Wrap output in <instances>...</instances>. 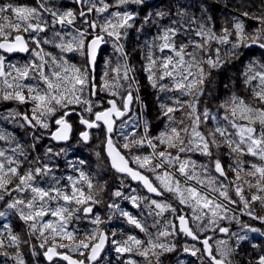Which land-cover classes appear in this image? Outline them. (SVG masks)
<instances>
[{"label":"snow or ice","instance_id":"1","mask_svg":"<svg viewBox=\"0 0 264 264\" xmlns=\"http://www.w3.org/2000/svg\"><path fill=\"white\" fill-rule=\"evenodd\" d=\"M202 2L207 4V0ZM76 3L82 7L62 12L46 6L44 0L38 7L0 5V19H7L2 14L10 12L17 21L7 25L10 31L0 24V103L10 101L18 106L30 105L6 110V114H0V119L17 121L20 118L23 121L20 127L32 130V144L28 150L19 143L10 149L11 155L0 149V202L5 205L0 217L14 210L27 225L30 235L40 240L39 248L44 249L43 255L49 264H57V261L98 264L109 243L121 256L130 254L124 264H141L131 258L133 255L142 257V264H165V254L175 252L176 244L164 242L161 238L166 240L179 234L201 245L185 244L182 249L200 264H233L231 257L235 249L228 240L215 239L214 235L207 233H224L229 235V239L235 237L239 244L246 239L247 233L260 231L244 224L239 233H229V228L220 222L236 219L228 215L234 211L229 207L233 204H242V212L264 224V215L256 214L254 207L256 202L264 206V63L250 61L241 74L243 83L251 88L259 107L252 106L233 92L219 105V109L224 110L221 117L211 111L207 100L214 91L211 87L215 82L213 70H223L231 60L239 59L244 55L242 49L256 46L264 50V9L260 16L241 12L242 16L259 21L261 27L254 33H247L244 22L233 17L234 31L223 27L217 34L215 17L209 14L211 6L201 7L199 16H190L181 11L185 6L179 5L175 10L179 19L172 18L173 9L169 6L167 11L155 13L161 20L168 18L167 24H159L150 12L137 27L139 13L130 6L147 7L146 0H113L112 3L76 0ZM110 8L117 10L109 11ZM41 9L51 14V21L44 19ZM105 13L107 15H103ZM77 21L81 27L75 28V34H62V29L76 25ZM56 25L61 30H57ZM144 25L156 27L157 35L145 44L146 64L140 71L147 74L148 83L159 93H179L176 97H167L171 104L160 103L161 113L168 124L155 136L150 133L147 121L142 135L126 131L138 127L130 113L135 111V104L140 103L141 107L143 104L139 96L140 81L135 75L137 69L128 62L129 53L122 41L127 39L130 29L140 31ZM66 35H71V39L65 40ZM232 37H235L234 41ZM213 42L230 47L223 56L217 47L214 56L205 58L203 53L211 52ZM47 45L59 49V53L47 51ZM107 45H111L119 58L115 67L111 66V59H105L102 75L97 77L96 69ZM15 53L26 54L23 64L18 66L8 60ZM67 53L82 59L73 63V57H65ZM110 72L114 75L110 76ZM102 92L107 93V97L102 96ZM186 95L192 97L187 104L181 99ZM201 104L204 105L202 109L198 107ZM76 106H80L79 109ZM182 110L191 121L190 125H184L183 119L178 120L174 116ZM77 121L83 129L77 127ZM210 123L213 126L209 127ZM201 125L207 131L202 130ZM93 129L99 130L103 138L101 143L105 145L111 168L136 181L147 193L126 195L122 191L126 187L122 181L112 196L130 201L140 212L134 215L113 200L108 208L115 211L107 220L118 213L147 239L127 235L125 239L109 240V234L99 227L106 220L94 211V206L102 203L98 194L104 190V185L99 181L93 184V177L83 170L85 160L69 162L79 173L77 178L67 176L70 188L62 187V178L55 175L51 166L53 158L62 154L66 156L72 150L70 141L91 146ZM117 134L124 141L122 144L114 142ZM46 136L52 141L63 142L64 146L58 151H54L52 146L46 147L43 157L47 159H42L33 153ZM12 139L11 134L0 131V140ZM160 145L165 147L159 148ZM222 146L226 151L221 154ZM147 148L152 151L146 155H132L134 150ZM188 153H199L208 162L198 164ZM222 156L229 157L232 163H222ZM246 156L254 157L260 163L245 161L243 158ZM130 163L137 167H131ZM245 164L248 166L246 172ZM242 172L255 178V183L243 179ZM229 173H233L234 178L230 179ZM85 184L87 190L83 186ZM245 184L255 188L250 199L244 193ZM131 192L136 193L137 189L132 188ZM174 202L189 209L191 215L185 214L184 208L174 206ZM73 204L76 207L73 208ZM165 213L173 215L178 224L168 221ZM49 216L55 219H45ZM160 217H165V223L171 230H159L160 220L157 218ZM86 218H91L90 222L97 226L91 232L78 238L75 231L68 230L74 219ZM149 218H152L151 225ZM3 227L7 236L0 231V249L5 248V240L7 247L14 248L28 243L7 225ZM150 227L156 228L157 233L150 232ZM110 235L116 237L117 234L111 232ZM58 249H70L83 258H73L68 252ZM0 255L7 257L8 253L0 252ZM14 259L15 264H25L19 252ZM258 264H264V255L259 257Z\"/></svg>","mask_w":264,"mask_h":264},{"label":"trees","instance_id":"2","mask_svg":"<svg viewBox=\"0 0 264 264\" xmlns=\"http://www.w3.org/2000/svg\"><path fill=\"white\" fill-rule=\"evenodd\" d=\"M41 0H0V5L13 4L17 7H38ZM46 6L53 7L59 11H66L69 9H79L82 5L77 6L76 0H44ZM106 2L112 3L113 0H106ZM147 7L132 5L131 8H135L139 13L137 17V27L143 23V17L148 13H153V19L158 21L159 24H167L168 18L161 20L159 17L155 15L158 11H167L168 7L171 6L173 9L172 18L179 19L175 15V10L179 7V5H184L185 8L181 9V11H186L190 16H199L201 14V7H212L211 15L215 17L214 23L216 26L217 34H220V30L223 27H228L230 30L234 31V20L233 17H238L241 21L244 22L245 31L247 33H254L255 30L261 27L259 21L257 19H249L248 17L242 16L241 12L248 11L250 15L260 16L262 9H264V0H207V4H203L202 0H157L152 4H147ZM243 6V7H242ZM143 8V11L141 9ZM117 9L110 8L109 11H115ZM41 14L45 20L51 21L52 16L49 12H44L41 9ZM95 15L94 13L92 14ZM107 15V13L103 14ZM3 17H7V19H0V24L5 25V30L10 31L7 25L11 22H17L14 14L10 12H5L2 14ZM57 30H61L59 25L55 26ZM81 27L79 25V21H77L76 25L68 26L65 29H62V34L64 32L75 34V28ZM49 37H51V32L48 33ZM157 35V29L151 25H144L143 29L137 31L135 29L129 30V36L127 39L122 41L125 44V50L129 53L128 62L133 64L137 72L135 75L137 79L140 81V92L139 96L143 107H141L142 115L144 118V122L147 121L150 127V133L155 136L158 135L159 132L163 131L168 124L167 118L164 117L161 113V109L159 107L160 103L166 102L171 104L172 101L168 100L167 97L172 96L176 97L179 95L177 92H169V93H159L156 89H153L146 79V73L140 71L143 65L146 64L144 60V54L146 52L145 44L146 42L151 41ZM71 39V35H66L65 40ZM199 39V38H196ZM233 41L235 37L231 38ZM47 51L52 52L53 54L59 53V49L54 48L52 45L45 46ZM219 47L221 49V55H224L226 49L230 47V45H219L213 42L211 52L203 53L204 57L207 58L208 55H215V48ZM244 55H242L239 59L231 60L227 66L220 71L213 70V76L215 78L214 84L211 86L214 91L212 97L207 100V106L211 104H215L214 107H210L211 111L217 112L218 116L224 115V110L219 109V105L227 99L233 92L237 95L241 96L245 99V101L251 104L254 107H259L258 101L255 99L252 90L250 87L246 86L243 83V76L241 75L245 70V66L250 61H258L259 63H264V50L259 49L256 46H253L251 49H242ZM159 55V53H156ZM65 57H73L72 62L77 63L80 62L82 58L78 55L67 53L64 54ZM119 58V54L115 53L112 50L111 45H107L103 49V58L100 59L99 67L96 69V76L99 77L102 75L104 69V60L111 59L112 67H115L116 61ZM26 57H8V60L11 63H15L18 66L23 64ZM6 61V65H7ZM207 70V69H206ZM114 75V73L110 72V76ZM256 83V82H254ZM227 86V87H225ZM102 96L107 97V93L102 92ZM182 100L187 104L188 101L192 100L191 96H183ZM204 99L203 97L201 98ZM138 103L134 105L135 114L132 115L135 118V122L138 127L130 128L127 130L135 131L137 135L143 134V125L140 123L138 117ZM141 105V104H140ZM202 105V104H201ZM200 105V106H201ZM30 107L28 106H18L15 102H2L0 103V114H6V110H18L19 108ZM78 109L80 106H76ZM131 114V113H130ZM174 116L179 120H184V125H190L191 121L187 118L185 111H180L174 113ZM23 123L22 119L17 118V121H13L11 118L9 119H0V131H4L6 134H11L12 140H0V149L6 150L8 155H11L10 149L15 147L17 143L21 146L25 147V150L29 149V146L32 144V130H28L26 128L20 127V124ZM119 123V121H118ZM184 125H179L183 127ZM213 126L210 124L209 127ZM77 127L81 128L77 121ZM259 128V124L256 125ZM82 129V128H81ZM154 129V130H153ZM93 138L90 141L91 146L80 145L75 141H70L72 143V150H70L67 155L56 156L52 160L51 166L55 169V175L61 179V186H67L70 188V182L67 180V176L71 175L74 178L79 176L78 172H75L71 167L69 162H78L79 160H85V164L83 165V170L93 177V184H96L98 181L100 184L104 185V190L99 192L98 198L102 201V203L94 206V211L101 216L102 219L106 220V223L100 225L99 227L109 234V239H116L118 237L119 240L125 239L124 230L125 226H127V222L125 218L119 216L118 213L112 216L111 220H107V217L110 213L114 212V209H109L108 204L112 203L115 200L120 204L121 208L127 210L131 208V202L127 200H122L120 198H114L112 193L116 191L121 186V182L123 181L124 187L122 191L126 195L131 193L132 186L129 188V180L127 177L119 176L117 174H113L108 166V162L104 155V144L101 143L102 137L100 136L99 130H93ZM78 139V132L76 133ZM117 136V135H116ZM114 137V142L122 144L124 141L122 138L116 139ZM186 142V141H185ZM52 146L54 151H58L60 147L52 142L50 138L47 136L44 140L40 141L38 149L33 155H39L42 159H47V157H43V153L45 152L46 147ZM127 152V150H124ZM215 151V150H214ZM226 149L222 146L220 149V153L225 152ZM99 152L100 155L97 156L96 153ZM149 149H141L139 151H133L132 155H140V154H148ZM198 158H205L199 154L196 155ZM224 158V163H232V160L227 156H222ZM245 161H253L256 163H260L256 158L251 156H246L243 158ZM130 166L135 168L137 167L135 164L130 163ZM247 164H245V172L247 171ZM241 176L245 180H250L252 183H255V178L246 176L244 172L241 173ZM229 178H234L233 173H229ZM85 190H87L86 184L83 185ZM255 191V188H250L247 184L244 185V193L246 198L250 199L251 193ZM15 195V193L13 194ZM7 199V197H6ZM222 199V198H221ZM238 199V197L236 198ZM60 203H63L61 201ZM4 203L0 202V211L4 209ZM55 202L53 203V207H55ZM72 207H76V205H72ZM231 209L234 211H230L228 213L229 216H235V220H222L228 227L229 233L231 232H240L241 227L244 224H248L252 227L260 229L259 232H249L247 233V237L245 240L240 241L237 244L236 238L231 237L229 239V235L223 236V240H228V243L231 247L235 249V252L231 259L233 260V264H258L259 257L264 255V224H262L259 220H253L251 217L246 215L241 211L242 204L237 205H229ZM255 212L258 215H264V206H261L259 202H256ZM146 211V210H145ZM239 213V214H238ZM83 215V214H81ZM166 215V213H165ZM191 215V214H190ZM45 219H55L53 217H46ZM91 218L86 219H74L69 227V231H75L77 233L78 238L85 236L87 233L91 232V230L96 225H93L90 222ZM161 219V217L159 218ZM239 221V222H237ZM4 225H7L9 228L13 230L14 233H17L21 236L22 240L28 241V243H21L18 248L7 247V240H5V248L0 249V252L8 253V256L0 255V264H15L14 257L16 253L19 252L21 257L24 259L25 264H46L43 258L44 249L39 248L40 240L35 236L30 235V230L27 225L19 218V215L15 213L14 210H10L5 216L0 217V231H4ZM111 232H116V237H112ZM4 235L7 236V232L4 231ZM59 240V238H57ZM68 244L69 241H63ZM35 246V254H33ZM114 249V247H113ZM61 252H68L69 255L75 257L77 259H82L77 252H72L70 249H58ZM112 255V245L109 243V248L106 253ZM118 259H120L119 264L122 260L129 258L130 254H124L121 256L120 254L114 251L113 253ZM105 255V256H106ZM131 258L136 259L138 256H131ZM110 258L104 257L100 264H110ZM57 264H61L58 263ZM170 264V263H165ZM171 264H200L195 257H192L189 253H179L173 263Z\"/></svg>","mask_w":264,"mask_h":264},{"label":"flooded vegetation","instance_id":"3","mask_svg":"<svg viewBox=\"0 0 264 264\" xmlns=\"http://www.w3.org/2000/svg\"><path fill=\"white\" fill-rule=\"evenodd\" d=\"M149 149V148H148ZM150 151V150H149ZM151 152V151H150ZM149 152V153H150ZM174 153V152H173ZM193 160H195V159H197V162H199V163H207L208 162V160H207V158L205 157V158H198V157H193L192 158ZM222 163H224V158H222ZM173 171H174V169H172ZM215 174V173H214ZM215 175H218V174H215ZM129 180V179H128ZM132 186V188H136L137 189V192L136 193H128V195H145V194H147L146 193V191L145 190H143L142 189V187L141 186H139V185H133L132 184V182L129 180V188ZM131 206V208H129L128 209V211L129 212H131L132 214H134V215H137L139 212H140V209H138V208H135V207H133V205L131 204L130 205ZM174 206H179V207H181V208H184L185 209V214H187V215H189L190 216V214H191V211L189 210V209H186L185 208V206H182V205H178V202H174ZM141 208H143V205H141ZM145 214H146V211H145ZM239 214V213H238ZM165 217H166V219L168 220V221H172L173 223H176V224H178V221H176L175 220V217L173 216V215H171L170 213H166V215H165ZM165 217H161V219H159V218H157V219H159L160 220V225H159V230L160 231H163V230H165L166 228L168 229V230H171V228H170V226L169 225H167L166 223H165ZM138 218H140V217H138ZM125 221H126V219H125ZM148 223H149V225H151V223H152V218H149L148 219ZM221 223V225L222 226H224V227H228L223 221H221L220 222ZM229 228V227H228ZM149 231L150 232H152L153 234H155V233H157V229L156 228H149ZM127 235H137L138 236V238H141V239H147V237H145V235L143 234V233H140L139 232V229H134L131 225H129L128 223H127V226H125V230H124V236L125 237H127ZM207 235H214L215 236V239H222V237L223 236H226V234H224V233H220V232H216V233H212V232H209V233H207ZM110 240V239H109ZM161 240L162 241H164V242H170V243H173V244H176V251L175 252H173V253H167V254H165L166 256H167V259H166V261H165V263H173V261L175 260V258L177 257V255L179 254V253H185L182 249H183V246L185 245V244H187V245H192V244H196V246L197 247H200L201 245L197 242V241H193L190 237H187V236H184L183 234H179V235H176V236H172V237H168L166 240H165V238H161ZM111 241V240H110ZM212 243H214V241H211ZM113 251H115L114 249H113ZM106 255V254H105ZM105 257V256H104ZM103 257V258H104ZM43 258H44V256H43ZM128 259V258H127ZM143 259V258H142ZM103 260V259H102ZM126 259H124V260H122L121 261V263H123L124 264V261H125ZM136 260H138V261H140L141 262V258L139 257V258H136ZM44 261H45V259H44ZM110 264H119V262H120V259H118L114 254L113 255H111V257H110ZM58 263H61V264H66V263H64V262H61V261H57ZM45 263L46 264H49V263H47L46 261H45ZM99 264V263H98Z\"/></svg>","mask_w":264,"mask_h":264},{"label":"water","instance_id":"4","mask_svg":"<svg viewBox=\"0 0 264 264\" xmlns=\"http://www.w3.org/2000/svg\"><path fill=\"white\" fill-rule=\"evenodd\" d=\"M154 1H155V0H146V3H147V4H152ZM76 5H77V6H80L81 4L76 3ZM104 47H105V46H104ZM17 56H18V57H26V54H23V53H15V54H12V55L9 56V57H17ZM80 126H81V128L83 129V126H82V125H80ZM84 130H86V129H84ZM93 130H95V129H93ZM93 130H91V131H93ZM52 142H53L54 144H56V145L64 146V143H63V142H56V141H52ZM104 149H105V145H104ZM104 155H105L106 160H107V162H108V166H109L110 171H111L113 174H117V175H119V176H124V174L117 173L114 169L111 168V161H110V158L107 157V152H106V150H104ZM124 177H125V176H124ZM127 178L132 182L133 185H138V183H137L136 181H132L130 177H127ZM104 232H105V231H104ZM105 233H106V232H105ZM108 248H109V244L106 246L105 251H104V253H102L101 259L98 261V263L101 262L102 258L105 256V254H106ZM73 258H75V257H73ZM44 259H45V261H46L47 263H49V262L46 260L45 257H44ZM76 259H77V258H76ZM61 262H64V263L67 264L66 261H61ZM86 264H88V262H86Z\"/></svg>","mask_w":264,"mask_h":264},{"label":"rangeland","instance_id":"5","mask_svg":"<svg viewBox=\"0 0 264 264\" xmlns=\"http://www.w3.org/2000/svg\"><path fill=\"white\" fill-rule=\"evenodd\" d=\"M157 0H155L154 2H156ZM153 2V3H154ZM215 105V104H214ZM214 105L213 104H211L210 103V106H208L209 108L210 107H214ZM203 104L200 106H198L199 108H203ZM137 107H138V117H139V120H140V123L143 125V121H144V118H143V115H142V111H141V105H140V103H138V105H137ZM135 114V111L133 112V113H131L130 115H134ZM211 124V123H210ZM209 124V125H210ZM201 129L202 130H204V131H207V129L204 127V125H201ZM154 130V129H153ZM126 131H127V129H126ZM121 137H119V135L117 134V136H116V139H120ZM185 141L187 142V137H185ZM163 147H165V146H163V145H160L159 146V148H163ZM149 150L150 151H152L150 148H149ZM173 152H174V154H175V150L173 149L172 150ZM197 154H199V153H188L187 155L188 156H190L191 158H193V157H195ZM183 155V154H182ZM196 161H197V159H195ZM198 164H200L199 162H197ZM117 240H119L118 239V237L116 238ZM113 245H112V255H113V253H114V251H113ZM105 257H108V258H110L111 257V254H107ZM141 258V264H142V262H143V259H142V257H140ZM100 264V263H99Z\"/></svg>","mask_w":264,"mask_h":264}]
</instances>
